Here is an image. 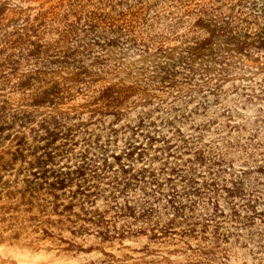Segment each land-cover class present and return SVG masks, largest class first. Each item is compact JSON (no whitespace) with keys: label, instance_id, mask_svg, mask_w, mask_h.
Listing matches in <instances>:
<instances>
[{"label":"rangeland","instance_id":"rangeland-1","mask_svg":"<svg viewBox=\"0 0 264 264\" xmlns=\"http://www.w3.org/2000/svg\"><path fill=\"white\" fill-rule=\"evenodd\" d=\"M62 1L0 0V5L4 6L0 12V116L10 118L20 110H31L40 117L63 110L88 120V107L84 104L93 100L98 89L111 83L132 84L135 92L123 106L122 120H116L111 114L102 117L106 122L101 128L117 123L114 124L118 129L116 141L109 148L111 152L126 149L133 133L123 127L134 125L138 116L148 113L157 120L160 128L152 131L154 137L160 136L157 141L151 142L143 134L135 138L136 144L142 142L141 145L148 147L145 159L136 160L135 155L133 160L124 158V161L133 162L137 169L147 165V169L160 178L162 193H157L158 188L153 184L147 186V190L158 198L160 206H167V199L177 192L176 200L188 202L189 198L194 199L193 220L204 232L200 231L196 238H185L187 243L180 240L154 242L149 238V232L106 240L95 229L73 234L66 228H51L55 235L70 243L47 237L41 229L47 226L43 222L45 215L38 208H31L20 194L7 196L9 191L23 189V181L15 177L14 170L0 169V264H264V53L251 52L248 57L224 53L229 57V64L225 65L227 72L223 74L226 79L222 89L215 95L194 91V97L189 98L188 91L194 89L192 84L178 77L175 88L161 87L152 63L140 56V51L136 55L131 52L133 45L152 50L160 34L169 37L166 45L178 44L174 32L184 33L197 17V14H188L201 6H207L211 16L229 14L233 8L234 16L243 27L248 24L245 20L263 22L257 9L264 5V0H80L77 8L84 17L83 24L93 10L124 29V37L118 44L104 49L91 45L90 38L83 36L84 40L74 35L67 42H58L60 33L75 21L70 7ZM42 11L46 12L43 18L34 20ZM24 19L30 20L29 24H25ZM147 20L153 22L152 29ZM179 21L183 23L177 27ZM25 25H28L26 30L15 32L16 28ZM199 34L203 35V32ZM130 38L136 39L134 44L129 42ZM37 44L44 45V51L46 47H54L61 54L68 49L80 52L90 48L103 57L109 71L103 73L90 90L76 93L77 84L62 80V76L70 75L75 69L61 66L56 71L47 70L42 79L34 81L32 89L21 91L14 86L18 76L41 67L45 60L47 52L37 57L31 54ZM124 51L129 52L131 59H125ZM13 59L17 61L15 65L7 63ZM93 61L89 59L88 62ZM12 66H16V70ZM213 68L215 74L221 71L218 64ZM52 81L61 82L65 90L74 95L54 98L56 104L43 102L36 105L32 93L49 86ZM166 118H176L175 126L183 128L186 134L198 136L196 142L190 143L191 149H177L180 151L178 158L168 156L162 143L163 136H167L172 144L180 143L174 128L164 123ZM99 126L91 124L90 128L101 133V139L105 140L107 131L99 130ZM14 129L22 127L16 124L4 133L9 134ZM148 130L145 128L144 133ZM25 132L31 140V132L28 129ZM31 142L42 144L35 140ZM14 146L4 139L0 142V152L13 150ZM79 149L81 147L77 146L76 150ZM140 150L133 149V154ZM199 151L205 158L203 164L195 157V152ZM41 153L39 149L38 154ZM3 156L5 161L11 158L10 152ZM31 157L29 154L28 158ZM165 161L169 166L183 164L185 171L191 166L196 168L200 173L194 185L203 193H187L189 184L173 176L170 170L162 171ZM20 165L17 161L16 166ZM168 176L171 180H167ZM211 180L216 183L214 186L203 187L204 181ZM137 194L142 195L140 190ZM218 199L225 211L223 214L213 209V203ZM231 206L236 207V212Z\"/></svg>","mask_w":264,"mask_h":264},{"label":"trees","instance_id":"trees-1","mask_svg":"<svg viewBox=\"0 0 264 264\" xmlns=\"http://www.w3.org/2000/svg\"><path fill=\"white\" fill-rule=\"evenodd\" d=\"M79 1H62L70 7V13L75 15V21L60 33L58 42H67L69 37L75 35L82 40H84L82 36L89 37L91 45L101 49L118 44L125 34L121 25L93 10L87 14V22L83 24L84 17L77 8V6L80 7ZM254 7L258 8L257 4ZM3 8L4 6L0 5V12ZM257 10L258 17L262 18L263 22L245 20L248 24L243 27L234 16L233 8H230L229 14L211 16L209 8L201 6L188 14V16L197 14V17L184 33L174 32L178 44L166 45L169 37L160 34L152 50L133 45L131 52L136 55L137 51H140L139 55L152 63L156 68V77L162 83L161 87L175 88L178 77H181L186 83L194 86V89L188 91L189 98L194 97V91H206L215 95L222 89V82L226 79L223 74L227 72L225 65L229 64L227 62L229 57L224 56V53L245 57L251 56V52L264 53V5ZM45 13L39 12L33 19L39 21ZM24 20L25 24H29L30 20ZM147 22L152 29L153 22L148 20ZM181 23L183 21H179L177 27ZM253 25H255L254 29H252ZM27 26L16 28L15 32L26 30ZM199 32H203V35ZM112 34L115 35L114 38L110 36ZM129 40L133 44L136 41L135 38ZM43 48H45L44 45L37 44L31 50L34 57L47 52L45 60L41 67L18 76L17 83L14 85L17 89L30 90L34 86V81L42 79V74H46L47 70L56 71L63 66L75 70L68 76H62V80L74 82L77 84L75 92L82 93L94 87L103 73L109 71L103 57L95 54L90 48L80 52L68 49L63 54L54 47L53 49L46 47L45 51ZM52 50L55 53L50 54ZM123 54L125 59H131L129 52L124 51ZM89 59L94 61L89 63ZM16 62L14 59L12 62L7 60V63L12 65ZM124 64L125 62H122V65ZM214 64L221 66L218 74L214 73ZM11 68L16 70V66ZM213 80L216 82H212ZM61 84L59 81H52L49 86L33 92L32 98H36L35 104L40 105L43 102L56 104L54 98L72 97L74 92L65 90L66 88ZM134 92L135 88L132 84L126 85L121 82V84L104 85L97 90L92 101L84 104L88 107V120L72 116L71 113L63 110L46 113L40 117L31 110H20L11 116L12 118L0 116V142L8 139L15 144L13 150L0 152V169L10 172L14 170L15 177L24 183L23 189L9 191L7 196L20 194L21 198L27 199L31 208L36 207L41 214L45 215L43 222L47 226L41 227L45 236L57 237L61 241L70 243L55 235L51 228H66L73 234L88 233L91 229H95L106 240L123 238L127 234L136 232L143 234L149 232V238L154 242L173 243L180 240L187 243L185 238H196L200 236V231L204 232L197 228L198 222L193 220L196 207L194 199L189 198L188 202L176 200L179 197L177 192L167 199V206H160L158 198L147 190L148 184H153L158 188L156 192L162 193L160 178L153 170H148L147 165L137 169L133 162L124 161V158L133 160L135 155H137L136 160L145 159V150L148 147L146 144L141 145L142 142L136 144L135 138L143 134L151 142L157 141L160 136L154 137L152 134V131L160 128L157 120L148 113L138 116L134 125L126 124L123 127V130L129 129L133 133L126 149H122L121 152H111L109 148L116 141L114 137L118 134V129L114 127V124L117 123L101 128L106 122L102 117L111 114L116 120H122L123 106ZM183 95L186 96V94ZM73 119L79 120L73 122ZM163 121L174 128L180 142L172 144L167 136H163L165 152L170 157L178 158L180 151L177 149H191L190 143L196 142L195 139L198 136L186 134L183 128L175 126L176 118H166ZM16 124L22 129H14L9 134L4 133L14 128ZM91 124L100 125L99 130L105 129L107 138L101 139V133L90 128ZM145 128H149L147 133H144ZM25 129L31 132V140L42 142V144H33ZM77 146L81 149L76 150ZM135 148L143 152L138 151L133 154ZM39 149L42 150L41 154H38ZM8 152L11 158L5 161L3 155ZM29 154L32 155L31 158H28ZM195 157L199 164L204 163L203 152H195ZM63 159L69 162H64ZM17 161L21 162L20 166H16ZM168 163L164 162L165 167L162 171L170 170L173 176H178L177 178L189 184L187 193L193 195L203 193L194 185L198 181L196 176L200 173L196 168L191 166L185 171L182 168L183 164L176 163L174 166H169ZM170 178L168 176L167 180H171ZM202 184L203 187L210 189L209 186H214L216 183L211 180L204 181ZM139 190L141 196L137 194ZM27 195L30 197L27 198ZM213 205L216 213L225 212L219 199L214 201ZM231 208L236 212L235 206ZM52 215L57 218H52ZM207 221H209L208 218Z\"/></svg>","mask_w":264,"mask_h":264}]
</instances>
